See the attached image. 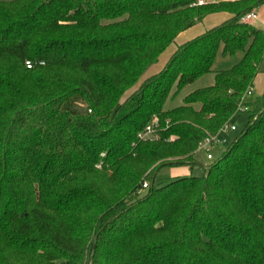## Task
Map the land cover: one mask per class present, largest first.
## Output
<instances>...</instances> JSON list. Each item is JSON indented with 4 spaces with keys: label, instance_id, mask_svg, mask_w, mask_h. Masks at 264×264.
Here are the masks:
<instances>
[{
    "label": "trees",
    "instance_id": "16d2710c",
    "mask_svg": "<svg viewBox=\"0 0 264 264\" xmlns=\"http://www.w3.org/2000/svg\"><path fill=\"white\" fill-rule=\"evenodd\" d=\"M197 2L0 0V264H264V92L202 175L156 183L197 162L264 57V30L241 20L264 0ZM220 11L233 16L122 100L179 32ZM218 51L243 54L166 109ZM155 117L158 138L138 139Z\"/></svg>",
    "mask_w": 264,
    "mask_h": 264
},
{
    "label": "rangeland",
    "instance_id": "374dc122",
    "mask_svg": "<svg viewBox=\"0 0 264 264\" xmlns=\"http://www.w3.org/2000/svg\"><path fill=\"white\" fill-rule=\"evenodd\" d=\"M204 2H206L204 0ZM201 23V22H199ZM218 57L216 59V62L214 65L211 67L212 71L207 73L206 75L198 78L197 80L191 82V84L187 85L185 88H183L179 93H177L175 98H170L165 104L166 109H170L173 107H176L177 105H180L183 103L182 98L189 94L192 90H195L197 88H202L206 87L209 84H212L214 81V74L222 69L225 68H230L232 65L237 63V61L241 58V55L243 54L242 51H238L235 55H223L221 51H218ZM165 58V55L162 56V58L158 59L156 62L151 64L145 72L146 74H149L150 72L154 73L155 71H158L160 68L161 61ZM260 73L256 77V93L255 94H260V92L263 91L264 89V57L263 61L261 62L260 65ZM159 67V68H158ZM157 69V70H156ZM154 71V72H153ZM144 80L139 79L133 87H131L124 95L122 100L126 99L129 97L130 94H132L134 91L138 89L140 84ZM175 91L173 89L172 93ZM264 92V91H263ZM171 93V94H172ZM261 95V94H260ZM248 113L239 111L230 121V125H235L237 130L236 131H231L229 130L226 135H227V142L224 144V148L220 150V148H214L213 149V154L215 156H218L220 154V151L226 150L231 142L239 136V133L243 130V128L246 126L248 122ZM195 159L197 162L193 163L192 165H180L178 167H172V166H164L156 175V183L158 185H163V183H166L170 180H173L174 178L178 177L179 175H202L204 173V165H208L211 163V161L206 159V156L202 151L195 153Z\"/></svg>",
    "mask_w": 264,
    "mask_h": 264
},
{
    "label": "built area",
    "instance_id": "2783aa9c",
    "mask_svg": "<svg viewBox=\"0 0 264 264\" xmlns=\"http://www.w3.org/2000/svg\"><path fill=\"white\" fill-rule=\"evenodd\" d=\"M198 4H203V0H198ZM257 16L255 11H251L250 13L245 14L244 16L241 17V20L244 22H249L251 21L252 18H255ZM27 67H30L31 64L29 61L26 62ZM253 95V88L248 89L244 95L242 101L238 105V109L240 111H247L248 106L245 104V102L251 98ZM159 119L157 117L153 118L146 126L139 131L138 133V139L140 140H146V139H157L158 138V129H159ZM229 130L235 131L236 126L235 125H230L229 122L225 123L217 132H208V134L199 141L198 147L195 151V153L202 151L204 155L206 156V159L211 162L213 160L217 159L224 151H220V154L218 156H215L213 154V149L214 148H220L223 149L224 144L227 142V138L224 136L226 132ZM102 162L100 161L97 165V167L101 168ZM148 187V181L144 182L142 185V188L138 189L136 191V194L141 196L143 195V192L145 189Z\"/></svg>",
    "mask_w": 264,
    "mask_h": 264
},
{
    "label": "crops",
    "instance_id": "0c3cea01",
    "mask_svg": "<svg viewBox=\"0 0 264 264\" xmlns=\"http://www.w3.org/2000/svg\"><path fill=\"white\" fill-rule=\"evenodd\" d=\"M205 1H214V0H205ZM230 1H234V0H230ZM254 11L256 12L257 16L255 18H252L251 21H249V22L255 24L257 27L264 30V5L259 7L258 9L254 10ZM232 16L233 15L231 13L226 12V11H220V13H210V14H207L202 21H200L201 23H197V24L189 27V29H186V30L179 32L175 36L174 42L172 44H170L162 53H160V56L158 59L162 58L163 55H165V58L163 59V61H161V64H160L161 66H160V68L158 67L159 70L155 71V72L153 71L154 73L150 72L149 74L145 73L148 71V70H146L140 79L144 80L145 78H147L151 75L159 73L160 70H162L163 66L166 64V62L168 61V59L174 54L175 50L178 48L179 45H182L186 42H189L191 39L205 33V31L210 29V28H213L217 25H220V23L228 20ZM215 62H216V60H215ZM260 71L258 72V74L260 73ZM257 75H256V77H257ZM214 77H215V74H214ZM256 77L254 78V81H253L254 85H253L252 97H254V92L256 91V82H255ZM213 82H212V84H213ZM209 85H211V84H209ZM263 91H264V89H263ZM263 91L260 92V94H262ZM260 94H255V95H260ZM226 133L224 134V136L227 138Z\"/></svg>",
    "mask_w": 264,
    "mask_h": 264
}]
</instances>
